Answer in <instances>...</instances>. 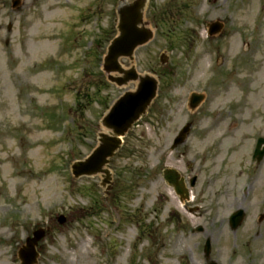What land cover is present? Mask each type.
Here are the masks:
<instances>
[{
    "label": "rangeland",
    "instance_id": "374dc122",
    "mask_svg": "<svg viewBox=\"0 0 264 264\" xmlns=\"http://www.w3.org/2000/svg\"><path fill=\"white\" fill-rule=\"evenodd\" d=\"M118 2L21 0L12 9L0 0V264L19 263L36 227L45 229L36 264H206V239L217 264H264V155L252 159L264 137V0H146L153 37L119 61L158 88L109 160L107 191L100 174L75 178L70 165L97 144L112 101L136 86L118 87L100 69ZM211 21L223 26L209 36ZM64 81L61 93L50 88ZM192 92L203 95L193 110ZM165 168L189 189L182 206ZM238 208L245 218L232 231Z\"/></svg>",
    "mask_w": 264,
    "mask_h": 264
},
{
    "label": "water",
    "instance_id": "95a60500",
    "mask_svg": "<svg viewBox=\"0 0 264 264\" xmlns=\"http://www.w3.org/2000/svg\"><path fill=\"white\" fill-rule=\"evenodd\" d=\"M18 0L14 2V5ZM145 0H134L130 3H122L117 8L118 20L117 31L118 34L110 41L107 46V51L103 57L102 69L107 74V79L114 82L118 86L127 84L129 81H138L137 87L134 91L124 92L111 106L107 114L102 118L101 124L109 130L108 133H98V144L93 151L83 160L76 161L72 164L71 169L75 177L81 175H95L103 173L105 175L102 184L109 183L110 173L105 168L108 164V158L111 157L116 149L121 144V137L125 135L132 123L137 120L141 114L145 112L151 99L155 95L157 81L145 74L140 75L136 72L135 67L124 69L119 64L120 57H128L132 59L134 49L146 43L152 36V32L143 27L142 9ZM219 23H212L210 25V33H214L220 29ZM163 61V60H161ZM113 73H117L115 76ZM202 99L199 94L193 93L191 95V107H195ZM189 131V125H185L175 137L171 148L173 149L178 144L182 143ZM264 138H258L253 153V158L257 161L261 159L264 154ZM163 177L168 184L174 187L177 194L183 196L185 190L181 188V181H178V174L172 169H165ZM193 181L190 185H193ZM244 212L239 209L232 213L229 217V225L232 230H235L242 222ZM59 223H63L65 218L59 216L57 218ZM197 230L200 231L198 228ZM43 228H37L33 231L31 237H27L25 244L18 250V257L21 264H34L38 255L35 246L37 242L43 238ZM204 255L206 259L209 258L210 242L206 239L204 248ZM208 264H216L209 262Z\"/></svg>",
    "mask_w": 264,
    "mask_h": 264
},
{
    "label": "bare ground",
    "instance_id": "6f19581e",
    "mask_svg": "<svg viewBox=\"0 0 264 264\" xmlns=\"http://www.w3.org/2000/svg\"><path fill=\"white\" fill-rule=\"evenodd\" d=\"M206 59H207V58H205V60H206ZM200 66H201V64H200ZM101 130H105V131H106V129H104L103 127H102ZM191 196H192V193H191ZM179 206H182V204L180 203Z\"/></svg>",
    "mask_w": 264,
    "mask_h": 264
},
{
    "label": "flooded vegetation",
    "instance_id": "af4514ba",
    "mask_svg": "<svg viewBox=\"0 0 264 264\" xmlns=\"http://www.w3.org/2000/svg\"><path fill=\"white\" fill-rule=\"evenodd\" d=\"M7 43H8V40H7ZM66 85H67V83H66Z\"/></svg>",
    "mask_w": 264,
    "mask_h": 264
}]
</instances>
